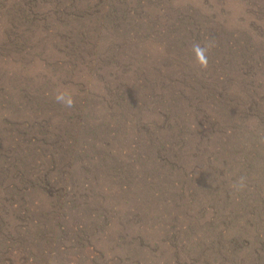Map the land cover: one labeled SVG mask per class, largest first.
I'll list each match as a JSON object with an SVG mask.
<instances>
[{
	"label": "rangeland",
	"instance_id": "374dc122",
	"mask_svg": "<svg viewBox=\"0 0 264 264\" xmlns=\"http://www.w3.org/2000/svg\"><path fill=\"white\" fill-rule=\"evenodd\" d=\"M0 264H264V0H0Z\"/></svg>",
	"mask_w": 264,
	"mask_h": 264
},
{
	"label": "clouds",
	"instance_id": "9594fccd",
	"mask_svg": "<svg viewBox=\"0 0 264 264\" xmlns=\"http://www.w3.org/2000/svg\"><path fill=\"white\" fill-rule=\"evenodd\" d=\"M214 47L212 42L201 45L200 43H193L191 52L194 57L196 66L205 71L209 66V52ZM54 100L64 106L65 108H71L74 106L72 94L65 89H57L54 93ZM246 177L241 176L237 178L231 185L234 192H242L246 188Z\"/></svg>",
	"mask_w": 264,
	"mask_h": 264
}]
</instances>
